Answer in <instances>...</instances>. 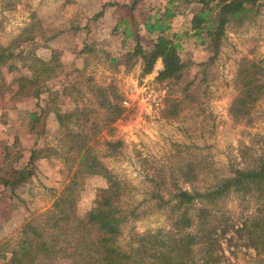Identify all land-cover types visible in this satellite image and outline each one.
<instances>
[{
  "label": "rangeland",
  "instance_id": "1",
  "mask_svg": "<svg viewBox=\"0 0 264 264\" xmlns=\"http://www.w3.org/2000/svg\"><path fill=\"white\" fill-rule=\"evenodd\" d=\"M175 3L0 0V44L11 47L16 65L13 70L0 67V168L6 164L3 157L7 152L8 160L20 165L32 148L60 146L53 108L69 111L77 103L95 107V87L108 89L109 95L114 88L122 115L112 127L101 128L93 148L120 183L118 204L134 212L121 228L118 241L124 248L135 234L157 229L166 232L175 215L181 214L179 210L170 214L171 205H157L160 197L156 196V184H161L157 195L168 200L175 186L203 191L231 169L254 166L264 157V91L250 103L246 114L231 111L244 84L239 79L241 66L256 62L264 70V2L255 14L227 25L216 55L192 35L191 17L200 3ZM166 9L174 12L167 19L170 28L166 34L180 44L179 52L186 63L179 78H159L161 59L143 75L141 60L124 58L136 42L144 48L151 45L157 34L146 32L144 24L163 17ZM53 55L60 67L45 81L47 90L37 98L15 96L17 82L12 80L31 75L29 57L49 60ZM257 77L264 82V74ZM32 112L38 114L37 121ZM92 117L101 123L100 113H92ZM109 139L121 142L112 155H106L105 142ZM179 162L193 164V178L187 180L179 172ZM34 171L30 180L13 191L0 184V264L9 256L22 224L46 211L67 179V166L55 155L36 159ZM105 183L96 175L83 180L77 207L80 215L91 205L94 190ZM202 204L211 210L207 224L210 220L238 221L254 208L249 199L229 192L195 203L189 214ZM243 242L233 237L228 246L227 236L220 238L223 255L215 264H264V255ZM69 263L61 259L55 264ZM198 264L203 263L199 260Z\"/></svg>",
  "mask_w": 264,
  "mask_h": 264
},
{
  "label": "trees",
  "instance_id": "2",
  "mask_svg": "<svg viewBox=\"0 0 264 264\" xmlns=\"http://www.w3.org/2000/svg\"><path fill=\"white\" fill-rule=\"evenodd\" d=\"M180 1L175 0L177 2L175 6ZM197 1L200 7L191 17L192 35L202 39L201 43L209 47L214 55L219 51L227 25L230 22H242L255 14L260 4L264 2V0ZM173 15L174 12L166 9L163 17L146 21L145 31L150 34L156 33L155 39L148 48L136 42L134 48L124 56L127 61L131 58L134 61L141 60L143 75L153 69L157 59L162 61L159 78H179L186 68V63L179 52L180 44L166 34L170 28L167 19ZM13 56L10 46L0 44V67L16 69ZM29 58L31 63L28 69L31 75L13 78L12 81L17 82L13 94L37 98L47 90L45 81L52 78L60 64L56 62L55 55L49 60L36 56ZM263 74L264 70L256 62L241 66L239 79L243 80L244 84L231 106V111L235 115L246 114L250 103L262 94L264 82L257 76ZM107 91L108 89L95 87L97 99L95 107L77 103L69 111L62 112L59 108H53L61 134L60 146L32 148L28 158L20 165L8 160L10 158L8 152L4 155L6 164L0 168L3 171L0 175V184L3 187H10L12 191L31 179L35 173L36 159L55 155L62 158L67 166V179L51 206L46 211L31 216L22 224L14 246L8 251L9 256L2 255L6 259L4 264H55L61 259L68 260L69 264H198L199 260L203 264H215L223 255L219 240L226 236L228 246L232 238L236 237L243 240L247 247H252L264 255V157H259L254 166L231 169L230 174L203 191H190L175 186V191L168 200L157 195L160 194L158 191L161 184H156L158 188L156 196L160 197L156 201L157 205H171L170 214L178 210L181 214L175 215L172 227L166 232L157 229L130 236L126 248L119 243L122 225L134 212L118 204L121 195L120 183L99 161L93 148L96 135L101 132V128L112 127V123H115L123 112V107L118 101L119 95L114 88L110 95ZM45 112L43 109V113ZM92 113L102 115L99 119L101 123L92 117ZM31 116L35 121L38 120L36 112H32ZM105 144L106 155H112L121 142L109 139ZM177 167L179 172L190 180L188 177L193 175V164L179 162ZM94 175L103 178L105 186L94 190L91 205L84 215H80L77 207L83 180ZM229 192L238 193L243 200L249 199L253 202V210L238 221L218 220L211 223L210 220L208 224L206 220L211 210L204 204L192 215L189 214V209L195 203L199 201L204 203L206 199L213 200ZM196 254L199 255L198 259L195 258Z\"/></svg>",
  "mask_w": 264,
  "mask_h": 264
}]
</instances>
